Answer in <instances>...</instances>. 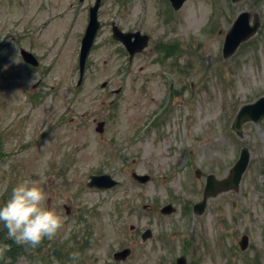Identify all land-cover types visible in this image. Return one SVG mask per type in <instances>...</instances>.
Listing matches in <instances>:
<instances>
[{"label": "rangeland", "instance_id": "obj_1", "mask_svg": "<svg viewBox=\"0 0 264 264\" xmlns=\"http://www.w3.org/2000/svg\"><path fill=\"white\" fill-rule=\"evenodd\" d=\"M93 2L0 0V202L27 179L64 220L36 248L10 240L18 251L6 264H174L180 255L187 264H264V118L245 122L240 136L231 129L238 108L264 96V0H186L178 11L167 0H102L76 86ZM242 11L259 29L223 59L224 34ZM111 23L148 35L146 48L129 61ZM158 43H176L175 56L162 59ZM19 48L37 68L23 64ZM242 147L249 161L238 191L209 198L200 216L186 214L205 176L225 177ZM132 172L150 181L141 185ZM99 174L117 185L88 188ZM167 203L176 211L162 216ZM146 228L153 236L141 244ZM5 233L0 226L8 241ZM122 248L129 257L114 261Z\"/></svg>", "mask_w": 264, "mask_h": 264}, {"label": "water", "instance_id": "obj_2", "mask_svg": "<svg viewBox=\"0 0 264 264\" xmlns=\"http://www.w3.org/2000/svg\"><path fill=\"white\" fill-rule=\"evenodd\" d=\"M99 1L100 0H96L94 6L89 9V22L85 30L84 37L82 38L81 41L78 84L80 83L83 74L84 61L89 53L90 47L99 30V23L97 22V14H96L97 8L99 6ZM183 1L184 0H171L175 9H178ZM247 20H248V14L242 13L238 17L237 21L234 23L230 32L228 33L223 49V53L225 57L229 56L241 41L245 40L248 36H250L255 32L258 23L256 22L252 27H249L247 26ZM113 36L114 38L119 39L125 45L130 56H132L135 52L141 51L146 46L148 39L147 36H141L139 35V33L122 34L115 27H113ZM131 37L135 38L133 42L130 41ZM20 53L25 62L34 66L37 65V62L29 53L23 50H21ZM104 85L105 84H103L102 86ZM261 116H264V99L259 100L256 104L252 106H246L242 108L233 122V129L235 130L236 133L239 134L241 124L245 119H252L256 121ZM101 129H102V124H98L97 131H101ZM247 158H248V154L246 150H242L238 162L230 170V175L227 179H224L222 181H215L213 176L207 177L206 185L203 193V201L200 204L196 205L198 213L202 212L205 199L207 198V196H214L216 193L224 190H228L230 188L237 189L240 176L247 164ZM132 176L135 180L141 183H144L148 180L147 176H137L135 174H133ZM114 185L115 182L111 180L109 176L91 177V181L90 183H88L89 187L95 186L103 189L111 188ZM171 211H172L171 206H166L165 208L162 209L163 213H170ZM150 237H151L150 230H145L141 234L142 241H145ZM246 243H247V238L243 237L240 242L241 247L245 248ZM128 253L129 250L124 249L120 252L115 253L113 257L115 260H123L126 258ZM176 264H184V259L183 258L177 259Z\"/></svg>", "mask_w": 264, "mask_h": 264}, {"label": "clouds", "instance_id": "obj_3", "mask_svg": "<svg viewBox=\"0 0 264 264\" xmlns=\"http://www.w3.org/2000/svg\"><path fill=\"white\" fill-rule=\"evenodd\" d=\"M43 187L23 180L11 189L10 196L0 202V226L6 229V237L17 245L38 247L45 239H53L62 228L64 220L54 209L46 207ZM10 244L0 241V260ZM73 259L79 253L70 254Z\"/></svg>", "mask_w": 264, "mask_h": 264}, {"label": "trees", "instance_id": "obj_4", "mask_svg": "<svg viewBox=\"0 0 264 264\" xmlns=\"http://www.w3.org/2000/svg\"><path fill=\"white\" fill-rule=\"evenodd\" d=\"M0 241H4L3 238L0 237ZM5 242L9 243V241H5ZM13 251H14V249L12 247H10V249L8 251H6L3 259L0 260V264H2L4 259L7 258V257H9V258L11 257V259L14 258L16 254L13 253Z\"/></svg>", "mask_w": 264, "mask_h": 264}, {"label": "bare ground", "instance_id": "obj_5", "mask_svg": "<svg viewBox=\"0 0 264 264\" xmlns=\"http://www.w3.org/2000/svg\"><path fill=\"white\" fill-rule=\"evenodd\" d=\"M193 12H194V11H192L191 14H192ZM191 14H190V15H191Z\"/></svg>", "mask_w": 264, "mask_h": 264}]
</instances>
